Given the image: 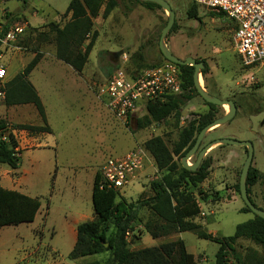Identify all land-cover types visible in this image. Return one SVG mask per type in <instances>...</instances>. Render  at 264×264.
<instances>
[{"label": "rangeland", "instance_id": "rangeland-1", "mask_svg": "<svg viewBox=\"0 0 264 264\" xmlns=\"http://www.w3.org/2000/svg\"><path fill=\"white\" fill-rule=\"evenodd\" d=\"M71 1L11 0L6 4L10 21L28 22L32 16L36 21L30 22L31 28L44 33L38 37L37 32H25L20 37V51L12 56L10 71L20 73L36 51L43 54L29 80L42 100L52 134L30 136L14 130L18 124L45 123L33 105L7 107L0 97V120L8 126L4 136L12 132L22 150L18 169L0 165V186L39 199L42 209L34 224L0 230V264L103 263L110 252L69 259L77 241V226L94 219L93 183L101 165L109 157H122L136 146L146 149L145 143L155 137H162L172 149L183 128L209 111L206 102L194 94L182 107L178 121L171 117L143 129H138L136 122H118L99 98V88L108 79L106 70L114 66L144 70L167 62L159 42L168 13L161 8H146L135 0H115L116 8L104 18L103 7L94 19L98 39L84 71L78 74L56 58L54 37L46 28L49 24L62 27L68 22L70 15L65 16V12ZM166 1L176 13L177 26L165 39L167 48L181 60L191 57L202 62L207 73L200 75L201 86L213 96L234 101L238 108L231 123L210 130L201 148L220 138L251 141L252 167L260 177L251 188L250 198L264 211V63L250 67L243 64L234 48V27L227 18H213L199 9V20H190L187 12L194 0ZM4 62L9 65L6 59ZM11 73L8 81L14 78ZM217 109L216 119L229 111L228 106ZM145 116L144 112L135 118ZM242 150L245 154L241 156ZM147 154L142 172L134 184L119 192L117 202L136 203L152 196V183L161 180L165 172H160L148 151ZM196 157L189 163H194ZM246 158V148L214 146L205 158L211 163L210 176L194 190L201 208L194 222L200 228L154 239L145 230L152 219L145 207L128 234V249L133 252L181 239L197 264H215L219 245L199 239V234L231 237L238 225L256 218L254 213L241 212L245 203L237 192ZM234 248L228 264H255L251 258L263 256L262 247L248 239H239Z\"/></svg>", "mask_w": 264, "mask_h": 264}, {"label": "trees", "instance_id": "trees-1", "mask_svg": "<svg viewBox=\"0 0 264 264\" xmlns=\"http://www.w3.org/2000/svg\"><path fill=\"white\" fill-rule=\"evenodd\" d=\"M141 4L149 9L161 8L153 3ZM116 6L115 0H72L65 12V16L70 15L68 22L62 27L54 24L46 26L54 37L56 58L81 74L99 36L98 31L94 29V19L99 17L103 7H105L103 17L107 18ZM199 9L198 5L192 3L187 12L188 18L199 20ZM211 15L213 18H225L222 14L211 13ZM176 29L177 26L174 25L173 31ZM26 32H37L38 37L44 34L38 29H32L30 25ZM42 59L43 54L36 51L34 58L20 73L8 81L4 89V104L7 107L33 105L45 123L44 126L28 124L14 126V130L25 131L30 136L52 134L51 128L46 124L42 100L29 80L31 73ZM177 67L181 72L183 93L170 97L163 103L149 102L146 116L136 120L138 129L160 125L171 117H175L178 121L181 118L182 107L192 100L194 94L199 95L194 86L195 69L191 66L177 65ZM116 68L114 66L107 69L106 76L109 78ZM206 73V68L201 71L202 75ZM206 104L209 111L199 115L183 128L179 140L172 149L162 137L152 138L145 143V148L153 157L157 169L165 172L161 180L152 183L151 197L136 203L117 202L119 193L102 187L100 173L95 175L92 191L94 219L77 226V241L69 255L70 260L76 261L110 252L103 263L86 264H197L181 239L132 252L128 249V234L132 231L133 224L138 221L140 210L145 207L152 214V219L146 223L145 230L154 239L175 233L197 231L200 228V225L194 222V219L201 214L194 190L210 176L211 163L208 159H204L196 172H190L182 167L181 159L194 146L199 133L216 119L217 106ZM7 130L6 122L0 120V165L16 170L21 162L22 150L12 132L4 136ZM259 177V172L252 167L247 180L249 197L251 188L258 183ZM237 192L240 194L239 184ZM40 209L39 199L0 186V230L34 223ZM241 212L252 213L247 206ZM198 237L219 245L215 264H228L229 255L235 252L234 246L239 239H248L260 245L263 256L259 259L251 258V261L255 264H264V220L258 217L238 225L235 234L231 237H218L207 233H201Z\"/></svg>", "mask_w": 264, "mask_h": 264}, {"label": "built area", "instance_id": "built-area-1", "mask_svg": "<svg viewBox=\"0 0 264 264\" xmlns=\"http://www.w3.org/2000/svg\"><path fill=\"white\" fill-rule=\"evenodd\" d=\"M11 0H0V97L5 98L10 61L17 44L29 27L27 22L10 21ZM200 9L222 14L234 27L233 43L246 67L264 63V0H194ZM9 63L6 64L4 60ZM9 60V61H8ZM183 93L181 72L170 62L140 71L116 68L99 88V98L110 114L123 125L136 122L138 114L147 113L149 102H166ZM147 150L136 146L122 157H109L99 173L102 187L121 192L131 186L142 172Z\"/></svg>", "mask_w": 264, "mask_h": 264}, {"label": "water", "instance_id": "water-1", "mask_svg": "<svg viewBox=\"0 0 264 264\" xmlns=\"http://www.w3.org/2000/svg\"><path fill=\"white\" fill-rule=\"evenodd\" d=\"M141 3H153L161 7L165 12L168 13V22L166 27L162 31V35L159 42V48L164 56V58L167 60V62H170L175 65L180 66H191L195 69L194 71V86L197 90V93L200 95V97L208 104L215 105L217 107H223L228 106L229 111L224 116L215 119L212 123L207 125L198 135L196 142L194 146L186 153L185 156L181 159V165L184 169L190 171V172H196L204 159L206 158L208 152L216 145L220 146H234V147H243L247 149V158L244 162L242 172L240 175V181H239V187H240V196L242 200L245 203V206H247L254 215L262 220H264V211L257 208L253 202L251 201L249 194H248V185L247 180L249 177L250 169L253 165L254 160V146L251 141H238L234 139H228V138H220L216 139L215 141L207 144L205 147L201 148V144L203 142V139L205 136L210 132L212 129H216L221 126H226L229 123H231L235 116L237 115L238 108L234 101L232 100H222L216 96L211 95L209 92H207L202 86L200 82V75L201 71L204 69V64L202 62H198L195 59L188 57L185 60H181L174 56L171 51L167 48V45L165 44V39L167 35L170 33L172 28L174 27V24L176 22V13L171 8L170 4L166 0H137ZM196 157V161L194 163H189V161L194 157Z\"/></svg>", "mask_w": 264, "mask_h": 264}, {"label": "crops", "instance_id": "crops-1", "mask_svg": "<svg viewBox=\"0 0 264 264\" xmlns=\"http://www.w3.org/2000/svg\"><path fill=\"white\" fill-rule=\"evenodd\" d=\"M30 16H31V15H30ZM31 18H34V17H32V16H31V17L29 18V20H30V21H28V22H27V21H25V22H27L29 25H30V22H31V23H33V22H35V21H36V19H35V18H34L33 20H32ZM29 61H31V60H29ZM12 62H13V60H12V61H10V68H9V73H11V71H13V70H11V71H10V69H13V68H12V66H13V65H12ZM22 70H23V68L21 69V71H22ZM11 74L13 75V77H15V76L17 75V74H16V75H14V72H13V73H11ZM242 148H243V147H242ZM236 152H238V151H236ZM239 152H240V155H241V156L245 154V153H244V150H242V151H239ZM263 173H264V172H263ZM41 210H42V209H40V211H41ZM40 211H39V213H38V215H37V217H36V219H35V222H36V220H37L38 216L40 215ZM32 224H34V223H32Z\"/></svg>", "mask_w": 264, "mask_h": 264}]
</instances>
